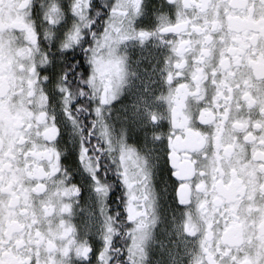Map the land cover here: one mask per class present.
<instances>
[{"label": "snow or ice", "instance_id": "1", "mask_svg": "<svg viewBox=\"0 0 264 264\" xmlns=\"http://www.w3.org/2000/svg\"><path fill=\"white\" fill-rule=\"evenodd\" d=\"M0 264H264V0H0Z\"/></svg>", "mask_w": 264, "mask_h": 264}]
</instances>
